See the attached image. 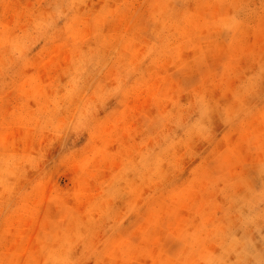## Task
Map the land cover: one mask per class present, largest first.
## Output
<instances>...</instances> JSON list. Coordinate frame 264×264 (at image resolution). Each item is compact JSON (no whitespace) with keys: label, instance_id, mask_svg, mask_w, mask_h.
I'll return each mask as SVG.
<instances>
[{"label":"rangeland","instance_id":"374dc122","mask_svg":"<svg viewBox=\"0 0 264 264\" xmlns=\"http://www.w3.org/2000/svg\"><path fill=\"white\" fill-rule=\"evenodd\" d=\"M263 164L264 0H0V264H264Z\"/></svg>","mask_w":264,"mask_h":264},{"label":"bare ground","instance_id":"6f19581e","mask_svg":"<svg viewBox=\"0 0 264 264\" xmlns=\"http://www.w3.org/2000/svg\"><path fill=\"white\" fill-rule=\"evenodd\" d=\"M131 16L134 17V15H131ZM251 180H253V182L255 183L256 189L258 191L260 190L264 191V164L258 168H255L252 171ZM247 251L244 252L245 255H251L253 257L257 256V254L254 251H251V250H247Z\"/></svg>","mask_w":264,"mask_h":264}]
</instances>
